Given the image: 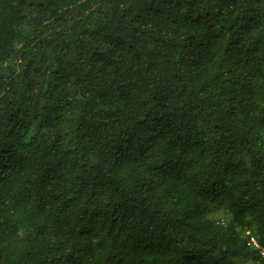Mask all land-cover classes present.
<instances>
[{"label": "trees", "instance_id": "trees-1", "mask_svg": "<svg viewBox=\"0 0 264 264\" xmlns=\"http://www.w3.org/2000/svg\"><path fill=\"white\" fill-rule=\"evenodd\" d=\"M264 0H0V264H264Z\"/></svg>", "mask_w": 264, "mask_h": 264}, {"label": "built area", "instance_id": "built-area-1", "mask_svg": "<svg viewBox=\"0 0 264 264\" xmlns=\"http://www.w3.org/2000/svg\"><path fill=\"white\" fill-rule=\"evenodd\" d=\"M249 245H252L255 248H259L261 250V254L264 256V247H261L257 240L251 236L248 241Z\"/></svg>", "mask_w": 264, "mask_h": 264}]
</instances>
